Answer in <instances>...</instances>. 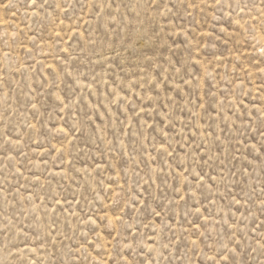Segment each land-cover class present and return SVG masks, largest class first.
Segmentation results:
<instances>
[{"label":"rangeland","instance_id":"1","mask_svg":"<svg viewBox=\"0 0 264 264\" xmlns=\"http://www.w3.org/2000/svg\"><path fill=\"white\" fill-rule=\"evenodd\" d=\"M0 264H264V0H0Z\"/></svg>","mask_w":264,"mask_h":264},{"label":"snow or ice","instance_id":"2","mask_svg":"<svg viewBox=\"0 0 264 264\" xmlns=\"http://www.w3.org/2000/svg\"><path fill=\"white\" fill-rule=\"evenodd\" d=\"M33 3H35V0H33ZM158 214V213H157ZM225 259H226V257H225Z\"/></svg>","mask_w":264,"mask_h":264}]
</instances>
